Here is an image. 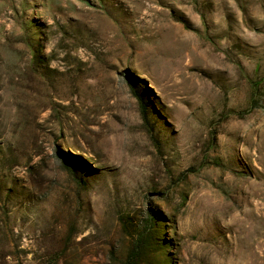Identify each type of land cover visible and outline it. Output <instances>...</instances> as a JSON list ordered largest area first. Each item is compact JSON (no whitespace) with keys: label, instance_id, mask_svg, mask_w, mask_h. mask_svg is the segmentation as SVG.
I'll return each mask as SVG.
<instances>
[{"label":"rangeland","instance_id":"1","mask_svg":"<svg viewBox=\"0 0 264 264\" xmlns=\"http://www.w3.org/2000/svg\"><path fill=\"white\" fill-rule=\"evenodd\" d=\"M144 226L264 264V0H0V264H122Z\"/></svg>","mask_w":264,"mask_h":264},{"label":"trees","instance_id":"2","mask_svg":"<svg viewBox=\"0 0 264 264\" xmlns=\"http://www.w3.org/2000/svg\"><path fill=\"white\" fill-rule=\"evenodd\" d=\"M151 221V220H150ZM166 241L159 239V231L156 228L138 230L133 236L129 251L123 257L122 264H166L161 253ZM157 252L159 256L157 257ZM162 257V258H161Z\"/></svg>","mask_w":264,"mask_h":264}]
</instances>
